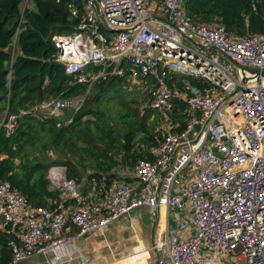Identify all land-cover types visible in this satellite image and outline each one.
Instances as JSON below:
<instances>
[{
  "label": "built area",
  "instance_id": "1",
  "mask_svg": "<svg viewBox=\"0 0 264 264\" xmlns=\"http://www.w3.org/2000/svg\"><path fill=\"white\" fill-rule=\"evenodd\" d=\"M186 1L82 0L75 32L52 37L76 83L90 90L110 75L142 94V111L162 116L161 137L133 168L135 182L114 181L105 193L84 197L67 166L51 167L52 187L74 202L57 209L34 206L0 181L9 264L72 245L142 207L163 222L152 246L156 264H264V77L245 69H264V33L239 37L222 24L194 23ZM85 101L57 98L22 114L59 118ZM176 102L187 106L183 128L169 116ZM16 119L2 112L0 130L13 134ZM109 179L103 175V188Z\"/></svg>",
  "mask_w": 264,
  "mask_h": 264
},
{
  "label": "trees",
  "instance_id": "2",
  "mask_svg": "<svg viewBox=\"0 0 264 264\" xmlns=\"http://www.w3.org/2000/svg\"><path fill=\"white\" fill-rule=\"evenodd\" d=\"M27 2L33 8L23 9ZM185 8L194 23L222 24L239 37L264 33V0H187ZM72 10L78 11L77 17L72 15ZM83 14L82 0H0V114L8 110L9 115L17 116L13 134L9 135L5 128L0 130V181H9L34 206L57 209L71 204L52 187L48 179L51 167L66 165L69 179L83 177L81 169L72 162L44 160V154L50 149L63 150L66 144L74 148L78 142L91 143L95 138L108 147L106 152L95 156L96 173L86 175L79 183L83 186L82 195L87 197L94 189L100 194L112 186L110 175L105 188L102 181L103 175H108L117 165L110 157V151H117L123 165L132 169L138 160L150 157L149 149L157 145L161 137L159 132L142 122L140 126H131L122 140L116 139L100 113L88 109L87 103L67 126H60V118L46 116L43 121L37 114H22L53 99L87 97L90 83H76L66 73L57 60V49L52 43L56 34L74 33ZM13 48L19 51L15 57L11 53ZM103 70L101 66L90 68L95 74ZM189 81L197 84L193 79ZM115 82L123 85V80L116 76L100 77L90 90L99 91L97 100L115 86ZM185 112L186 104L176 102V109L169 116L179 121L183 128L187 118ZM144 113L152 114L151 111ZM90 116L97 118V124L102 120L98 125L100 133L91 130L95 122L84 121ZM141 133L144 134L142 139L139 138ZM141 144L148 148H142ZM80 164L86 168L84 161ZM49 200L54 204L49 205ZM11 239L9 235L1 234L0 264H9L13 258L8 246Z\"/></svg>",
  "mask_w": 264,
  "mask_h": 264
},
{
  "label": "rangeland",
  "instance_id": "3",
  "mask_svg": "<svg viewBox=\"0 0 264 264\" xmlns=\"http://www.w3.org/2000/svg\"><path fill=\"white\" fill-rule=\"evenodd\" d=\"M26 8H33L32 4L29 2L23 4V9ZM13 57H15L19 51L16 48H13L11 51ZM116 85L110 88L104 96H100L99 99L96 100V95L99 94V91L94 92L92 90H89L88 95L86 97V101L84 106L79 111H68L65 115L59 117L60 120V126H67L72 122L73 117L76 113L80 112L83 108H85L86 103L88 109H91L93 111H96L97 113H100L101 118L103 121H105L110 128H112V131L114 133V136L116 139L123 138V135L125 132L131 127L140 126V123H144V126H146L149 129L154 130V132L157 133V131L162 130V116L160 114H154L152 113L150 116L148 114H143L142 112V105L146 101L145 97L135 91H128L127 88H125L124 84L115 82ZM92 87V86H91ZM91 89V88H90ZM39 116H41V120H43L44 117L47 115L45 113H39ZM65 115V116H64ZM91 119L92 122H95V126L92 127V132L95 134L100 133V121L98 124L96 122V117L90 116L85 117L84 121ZM44 121V120H43ZM99 125V126H98ZM91 134V133H89ZM144 134H139V138L142 139ZM90 139V137H88ZM142 148L146 149L148 148L146 145L141 144ZM108 147L99 142L96 138L92 139L91 143H85L84 141L78 142L77 145L73 148L72 146L66 144L63 147V150H56V149H50L47 153L44 154V160L49 161H60L64 160L67 162H72L76 165V167L80 168L83 172V177H79L77 180L78 183H81L84 179H86V175L88 174H94L96 173L95 168V156L100 153L106 152ZM110 157L115 160L117 165L113 168V170L108 174L110 175L111 181H118L122 178V182L128 183L131 182L130 178L126 177L129 175V177L132 175L133 167L132 169L130 166H125L121 162L120 155L117 154V151L112 150L110 151ZM80 161H84L86 168L83 169L81 167ZM57 166H62L61 164ZM126 177V178H125ZM80 181V182H79ZM62 194V192H61ZM149 224L152 223L153 218L148 215L146 217ZM155 225L157 224V230H156V236L158 237V234L160 233L161 229L158 228L159 224H163L160 220L154 217ZM163 228V227H162ZM112 231L110 228L107 231V235L105 237L99 236V241L96 242H107L111 238V233L109 231ZM91 236V235H89ZM88 237V236H87ZM86 238V237H85Z\"/></svg>",
  "mask_w": 264,
  "mask_h": 264
},
{
  "label": "crops",
  "instance_id": "4",
  "mask_svg": "<svg viewBox=\"0 0 264 264\" xmlns=\"http://www.w3.org/2000/svg\"><path fill=\"white\" fill-rule=\"evenodd\" d=\"M126 177L135 182L132 175ZM122 179L116 182L120 185ZM70 203L73 204L72 201ZM148 215L153 218L151 224L146 219ZM162 227L159 224L158 228ZM110 228V240L105 243L96 242L99 236L105 237ZM156 230L154 217L149 209L142 207L114 222L104 231L95 232L76 240L72 245L52 250L45 255H36L18 264H51L53 260L55 264H156L157 256L152 249L157 237Z\"/></svg>",
  "mask_w": 264,
  "mask_h": 264
},
{
  "label": "water",
  "instance_id": "5",
  "mask_svg": "<svg viewBox=\"0 0 264 264\" xmlns=\"http://www.w3.org/2000/svg\"><path fill=\"white\" fill-rule=\"evenodd\" d=\"M98 6V5H97ZM168 23V22H167ZM172 28H174V29H176L177 30V28L173 25V24H170V23H168ZM195 43V42H194ZM195 44H197V43H195ZM198 46H200L201 47V45H199V44H197ZM230 62H232L233 64H235L236 66H239L238 65V63L236 62V61H234L232 58H230V57H228L225 53H222ZM246 70H248L249 72H251V73H253V74H257V75H260V76H262V77H264V69L263 70H261V69H255V68H253V69H250V68H245ZM80 189H82L81 187H80Z\"/></svg>",
  "mask_w": 264,
  "mask_h": 264
}]
</instances>
